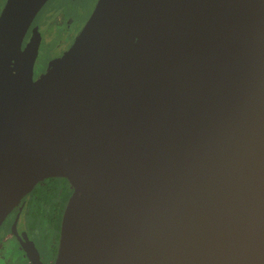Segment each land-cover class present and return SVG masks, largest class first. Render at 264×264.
<instances>
[{
  "label": "water",
  "instance_id": "water-1",
  "mask_svg": "<svg viewBox=\"0 0 264 264\" xmlns=\"http://www.w3.org/2000/svg\"><path fill=\"white\" fill-rule=\"evenodd\" d=\"M47 1L0 11V226L65 178L54 264H264V0H97L34 79Z\"/></svg>",
  "mask_w": 264,
  "mask_h": 264
},
{
  "label": "flooded vegetation",
  "instance_id": "flooded-vegetation-1",
  "mask_svg": "<svg viewBox=\"0 0 264 264\" xmlns=\"http://www.w3.org/2000/svg\"><path fill=\"white\" fill-rule=\"evenodd\" d=\"M5 1L6 0H3V4ZM96 1L97 0H95V3ZM54 15H56V13ZM36 19L32 20L27 29L22 48H25L28 40L32 38L33 42L27 49L36 51L38 56L39 47L43 41V24L42 22H37ZM76 35L77 32L75 37ZM69 46L70 44L54 59L60 57ZM47 67L48 65L39 73L34 64L33 78L36 79L43 74ZM30 201L31 197L30 193H28L8 214L0 226V264H33L30 256L24 251L22 243H29V245L35 247L41 264H54L56 260L59 229L57 230L55 226V216H53L52 213L40 216L33 215Z\"/></svg>",
  "mask_w": 264,
  "mask_h": 264
},
{
  "label": "rangeland",
  "instance_id": "rangeland-1",
  "mask_svg": "<svg viewBox=\"0 0 264 264\" xmlns=\"http://www.w3.org/2000/svg\"><path fill=\"white\" fill-rule=\"evenodd\" d=\"M94 4L95 0H48L43 5L34 18L43 24V41L35 63L37 72L43 71L67 45L73 42L76 32L81 30L89 18ZM3 5V0H0V11Z\"/></svg>",
  "mask_w": 264,
  "mask_h": 264
},
{
  "label": "trees",
  "instance_id": "trees-1",
  "mask_svg": "<svg viewBox=\"0 0 264 264\" xmlns=\"http://www.w3.org/2000/svg\"><path fill=\"white\" fill-rule=\"evenodd\" d=\"M72 188L65 178H47L38 183L30 193L33 215L53 214L55 226L59 229L66 202Z\"/></svg>",
  "mask_w": 264,
  "mask_h": 264
}]
</instances>
